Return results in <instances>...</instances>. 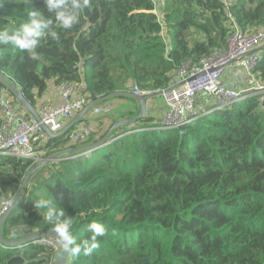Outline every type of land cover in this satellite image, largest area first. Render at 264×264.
Wrapping results in <instances>:
<instances>
[{
  "label": "trees",
  "instance_id": "16d2710c",
  "mask_svg": "<svg viewBox=\"0 0 264 264\" xmlns=\"http://www.w3.org/2000/svg\"><path fill=\"white\" fill-rule=\"evenodd\" d=\"M225 2L92 0L72 30L59 29L53 18L49 27L60 32L61 41L42 39L40 61L0 46V73L31 107L50 81L80 84L78 66L91 102L134 88L153 97L176 82L183 63L225 47L230 18L242 32L264 28V0ZM33 10L51 17L44 0H0V29L18 27ZM253 75L264 85V49ZM15 106L22 109L17 101ZM134 114L95 120L97 132L85 144L101 140L119 119ZM104 121L110 123L102 130ZM150 121L145 117L135 124ZM129 127L116 129L112 142L92 153L54 164L46 178L36 172L24 199L6 217L2 238L20 239L25 230L55 231L33 206L45 193L43 198L72 218L77 243L91 235L92 221L107 230L91 255L70 254L67 264H264V97L206 115L182 134L159 126ZM68 134L50 138L45 156L76 148ZM33 167L31 160L0 157V204L15 199ZM35 193L41 197L31 200ZM39 242L0 247V264H51L53 250Z\"/></svg>",
  "mask_w": 264,
  "mask_h": 264
},
{
  "label": "built area",
  "instance_id": "2783aa9c",
  "mask_svg": "<svg viewBox=\"0 0 264 264\" xmlns=\"http://www.w3.org/2000/svg\"><path fill=\"white\" fill-rule=\"evenodd\" d=\"M223 2L227 5L225 0ZM230 21L232 31L225 39V47L221 51L204 56L196 63H183L177 71L176 82L156 91V95L162 97L166 106L158 129L177 130L182 134L183 128L193 125L206 115L223 111L258 94L264 97V85L257 82L253 75L264 49V28L242 32L232 18ZM228 69L242 71L256 81L255 86L242 90L226 88L221 79ZM6 82L12 86L7 80ZM56 89L57 103L35 104L32 107L36 114L34 117L23 108L15 106L16 100L10 91L4 86L0 87V157L41 162L45 158L44 148L51 135L61 133L91 102L85 94L83 82H61ZM132 93L147 97L151 95L150 92L137 88ZM199 94L212 97L211 109L196 106L195 100ZM101 111L100 107L93 108L94 115ZM96 131L97 126L81 125L68 134V141L71 144H81L96 134ZM13 201L11 199L0 204V217ZM39 243L49 246L54 255L60 251L56 241L45 239Z\"/></svg>",
  "mask_w": 264,
  "mask_h": 264
},
{
  "label": "clouds",
  "instance_id": "9594fccd",
  "mask_svg": "<svg viewBox=\"0 0 264 264\" xmlns=\"http://www.w3.org/2000/svg\"><path fill=\"white\" fill-rule=\"evenodd\" d=\"M28 2H30V0H28ZM44 4L46 11L51 14V17H46L40 10L30 11L27 20L21 23L18 27L13 29H8L5 27L0 29V46L7 47L11 45L15 50L27 53L30 60L40 61L43 56L42 53L37 51V48L39 47L42 39L47 38L48 40H51L57 44H59L61 41L60 32H58L55 28L49 27L53 23V18L59 29L64 31L72 30L74 26L80 24L84 10L90 9L92 7V0H44ZM73 47H75V45H73ZM77 68L80 70L82 82L84 83L83 71L79 66ZM93 108L91 109L92 113ZM82 119L80 123L82 122ZM78 124L70 129L69 133L75 128L79 127ZM85 124L89 123L86 122ZM50 138H52V135ZM88 139L81 144H71L69 141L68 143L78 148L85 146V143L88 141ZM64 152L53 155L54 159L47 161V164L54 165L61 161L82 157L78 155L71 156ZM44 154L46 155V146L44 148ZM46 157L47 156H45V158ZM33 206L36 209L43 210L44 218L55 228V234L58 241H53H56V243H58L60 246V251L54 255L56 258L61 254L62 250L63 252L69 253L74 257L79 256L81 253H83L85 256H89L94 250L100 247V240L98 237H104L107 234V230L104 225L96 221H92L87 226V231L90 232L91 235L77 243L72 233L73 220L71 217L67 216L64 209L60 207L58 203L54 202L52 199L41 198L35 201ZM14 234L15 232L13 235ZM39 241L41 242L43 240ZM0 247L2 249L6 248L1 243ZM54 260H52V262Z\"/></svg>",
  "mask_w": 264,
  "mask_h": 264
},
{
  "label": "water",
  "instance_id": "95a60500",
  "mask_svg": "<svg viewBox=\"0 0 264 264\" xmlns=\"http://www.w3.org/2000/svg\"><path fill=\"white\" fill-rule=\"evenodd\" d=\"M0 83L10 91V93L12 94L14 99L21 105V107L26 112H29L32 116L35 117L36 114L33 111L30 104L27 103L23 99L22 94L18 90H16L13 85H12L13 86L12 87L11 85H9L6 82V80L4 79V77L2 76L1 73H0ZM155 96H153V97H155ZM118 98L129 99V100L134 101L138 106L139 113L130 119L118 121L115 125H113L108 130V132L104 135V137L101 140L97 141L96 143H92V144H88V145H85L82 147L70 149L64 153H67L71 156H74V155L84 156L87 153H92V152L96 151L97 149H99L105 145L110 144L112 142V140H109L110 136L116 129L123 127V126H133V125H135V123L137 121L142 120L146 117V101L150 97L135 95L134 93H131V92H116V93H112L110 95H107L103 98H99L96 101L90 102L89 105L86 106L80 114L76 115V117L67 125V127H65L63 129V131L60 134L52 135V138H55V137H58L60 135L65 134L70 129H72L75 125L80 123L82 117L85 116L86 114H88L93 107L100 105V104H103V103H106V102H109V101L114 100V99H118ZM52 159H54L53 155L46 157L41 162H39L35 167H33L32 169H30L28 171V173L26 174V176L23 178V180L21 182V185L19 187V191H18L16 198L14 199L12 204L7 208V210L1 215V217H0V243L4 247H8V248L21 247L23 245H26L29 242H33L36 240L39 241V240H44V239H51V240L58 241L57 236L55 234V231H43V232H39V233L31 235V236L22 237L20 239L13 240V241L4 240L1 236V227H2L6 217L8 216L9 212L11 211L12 208H14L16 205H18L24 199L25 188H26V185H27L29 179L36 172H38L44 165H46L47 161H50ZM69 256H70L69 253H65L62 250L61 254L51 264H67L68 260H69Z\"/></svg>",
  "mask_w": 264,
  "mask_h": 264
},
{
  "label": "crops",
  "instance_id": "0c3cea01",
  "mask_svg": "<svg viewBox=\"0 0 264 264\" xmlns=\"http://www.w3.org/2000/svg\"><path fill=\"white\" fill-rule=\"evenodd\" d=\"M221 80H222L223 85L226 88L234 89V90L246 89V88L255 86V84H256V81L251 80L245 73H243L242 71L237 70V69H232V70L228 69L225 72V74ZM54 90H55V92H51L49 95H46L44 93L42 97L36 98V100L38 101L37 103L38 104H41L42 102H48V103H53V104L57 103V96L58 95H57V89H56L55 85H54ZM148 97H150V98H148L146 101V117L151 119V121L149 123H147L145 126L140 125V124L135 125L134 127H136V128H143V127L144 128H146V127L153 128L155 126L156 127L160 126L162 123V120H163V117L165 114V110H166V106H165V103H164L162 97L159 95H156L155 97H152L150 95ZM256 97L261 98L262 94H258ZM110 104H112V103H110ZM131 104H132V106H131L130 112L136 111L137 113H139V111H137V109H136V108H138L137 104H133V103H131ZM195 104L198 107L211 109L213 106V99L209 95L199 94L196 97ZM109 107H112L113 109H117L118 105L112 104V105H108V108ZM115 116L120 117L118 115H115ZM113 118H115V117H113ZM122 120H123V118L119 119L118 121H122ZM90 121H88L87 123H89ZM97 128H98V125H97ZM99 128H100V126H99ZM102 130H100V131H102ZM100 131H99V133H100ZM148 131H150V130H148Z\"/></svg>",
  "mask_w": 264,
  "mask_h": 264
},
{
  "label": "rangeland",
  "instance_id": "374dc122",
  "mask_svg": "<svg viewBox=\"0 0 264 264\" xmlns=\"http://www.w3.org/2000/svg\"><path fill=\"white\" fill-rule=\"evenodd\" d=\"M155 13H156V15L161 19V13L159 12V11H155ZM128 88H132L131 87V85H128ZM51 92H55V90H54V83L52 82V81H50V82H48L47 83V90H46V92H45V94L46 95H49ZM110 103H112L113 105L115 104V105H118V108L117 109H113L112 107H109L108 108V105H112V104H110ZM126 103V104H125ZM131 106H132V104L130 103V102H127V100H124V99H116V100H113V101H111V102H109V103H106L105 104V106L104 107H100V108H102V111L99 113V114H93L91 111L87 114V115H85L84 117H83V121L81 122V123H79L78 125L79 126H81V125H84L86 122H88V121H90L89 122V124H91V125H93V126H97L98 124L95 122V120H97V119H102V118H104V119H106V120H109V119H112L113 117H117V116H115V115H118V116H120V117H125V116H127L128 115V113L131 111ZM136 110V109H135ZM139 111V110H138ZM132 113H135L134 115H137L136 113V111H132ZM90 119V120H89ZM127 120V119H126ZM110 122H106V121H104V126H103V128L102 129H105L106 127H107V125L109 124ZM135 125H139V124H135ZM135 125H133V126H130L129 127V129H132V128H136V127H134ZM142 127V126H141ZM128 129V130H129ZM153 128H144L143 130L144 131H148V130H152ZM137 130V131H136ZM136 130H134V132H138V131H141L140 129H136ZM133 131V130H132ZM128 132V133H126L125 135H129V134H132V133H134V132ZM70 146H71V144H69ZM38 162L39 161H35L34 163H33V165H34V167L38 164ZM55 167H57V165H51V164H46V165H44L39 171H42V173H43V177H41V178H46L45 176H49L48 174L51 172V170H53ZM31 186H29L28 187V189L30 188ZM39 196V197H41V195H43V197H45V193H43V194H41V195H39L38 193H35L34 195H33V197L31 198V200H35V196ZM42 197V198H43ZM25 233L27 234V235H25L24 237H26V236H31V235H34V234H37V233H39V232H35V233H30V232H28L27 230H25Z\"/></svg>",
  "mask_w": 264,
  "mask_h": 264
}]
</instances>
